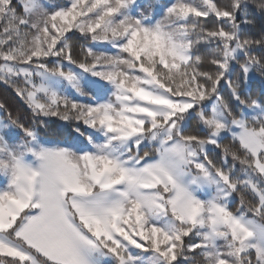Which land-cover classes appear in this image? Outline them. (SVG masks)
I'll return each mask as SVG.
<instances>
[{
    "label": "snow or ice",
    "instance_id": "6c2138e0",
    "mask_svg": "<svg viewBox=\"0 0 264 264\" xmlns=\"http://www.w3.org/2000/svg\"><path fill=\"white\" fill-rule=\"evenodd\" d=\"M0 83V264H264V0H0Z\"/></svg>",
    "mask_w": 264,
    "mask_h": 264
},
{
    "label": "trees",
    "instance_id": "16d2710c",
    "mask_svg": "<svg viewBox=\"0 0 264 264\" xmlns=\"http://www.w3.org/2000/svg\"><path fill=\"white\" fill-rule=\"evenodd\" d=\"M253 35L257 34L256 31L252 33ZM82 43V41H81ZM74 44H76V41H74ZM76 54H79V47L78 44L75 49ZM253 94H257V86L253 85ZM225 94H227L226 88L224 89ZM0 103L4 104L8 110H10L13 115L19 114L22 119L25 120L27 123L28 120V113L26 107L23 105V103L19 100V98L15 95L12 88L4 85L3 83H0ZM3 117L6 118V113L2 110ZM227 143V141H225ZM213 158L217 160V162L220 161V150H216L215 153H213ZM239 204L238 198L232 203L231 207L235 209Z\"/></svg>",
    "mask_w": 264,
    "mask_h": 264
},
{
    "label": "rangeland",
    "instance_id": "374dc122",
    "mask_svg": "<svg viewBox=\"0 0 264 264\" xmlns=\"http://www.w3.org/2000/svg\"><path fill=\"white\" fill-rule=\"evenodd\" d=\"M42 2H47V0H42ZM56 3L60 4V5H64L68 3V0H55ZM138 2H144V0H138ZM159 3L161 4H171L173 2H175V0H158ZM159 18V17H157ZM0 119H6L3 117L2 114V110H0Z\"/></svg>",
    "mask_w": 264,
    "mask_h": 264
}]
</instances>
